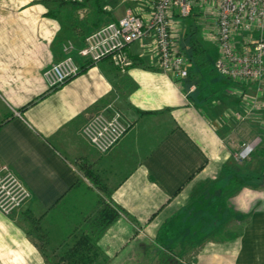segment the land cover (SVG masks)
<instances>
[{"label": "crops", "instance_id": "crops-1", "mask_svg": "<svg viewBox=\"0 0 264 264\" xmlns=\"http://www.w3.org/2000/svg\"><path fill=\"white\" fill-rule=\"evenodd\" d=\"M131 1L0 0V164L29 192L20 210L0 211V264H264L262 114L251 126L258 143L238 158L243 134L219 103L203 105L195 93L191 102L185 80L159 70L137 43L123 74L74 52L79 73L49 86L44 73L63 47L79 48ZM111 102L132 126L101 155L76 131ZM65 155H78L84 172ZM117 164L105 196L86 173L109 181ZM104 206L117 216L102 228Z\"/></svg>", "mask_w": 264, "mask_h": 264}, {"label": "built area", "instance_id": "built-area-1", "mask_svg": "<svg viewBox=\"0 0 264 264\" xmlns=\"http://www.w3.org/2000/svg\"><path fill=\"white\" fill-rule=\"evenodd\" d=\"M145 5L128 8L116 20L91 31L83 45L75 49L71 42L64 47V57L45 71L49 86L55 87L81 70L74 59L87 57L89 63L108 59L120 71L132 65L129 49L139 44L153 57L156 67L181 83L188 75V59L180 45L184 19L191 13L202 37L214 43L216 72L236 83L255 84L258 92L264 84V0H142ZM194 86L190 87L193 90ZM245 99L241 93L240 97ZM18 114V112H16ZM236 120L243 118L233 113ZM130 121L111 104L91 113L82 127L84 137L99 153L110 150L130 129ZM18 197L0 211L9 214L29 197V192L15 177Z\"/></svg>", "mask_w": 264, "mask_h": 264}, {"label": "rangeland", "instance_id": "rangeland-1", "mask_svg": "<svg viewBox=\"0 0 264 264\" xmlns=\"http://www.w3.org/2000/svg\"><path fill=\"white\" fill-rule=\"evenodd\" d=\"M130 3L131 4L129 6H131L133 8H136V5H139V6L145 5L144 2H142V0H134L133 1V4H132V1ZM185 20L186 19H184V21ZM183 27H184V24H183ZM199 32H200L199 37H200V35L202 37L203 30L201 28L199 29ZM89 33H87L84 36L83 40L85 39V37ZM202 39H203L202 40L203 47L207 48L206 55H207V59H208L209 63H206L205 62L201 66V64H193L192 65L191 61H189L188 62L189 63L188 64V69H190V71L192 73V77H191L192 79H190V77H189V80L188 81L185 80V82H186L185 83V86H184L185 89L183 87L182 88L186 92V95H188V97H189V99H190L191 102H192V100H194V98H193L194 95L193 94L195 93V94H200L201 95L202 99L205 102V103L203 102V105H205L206 103L213 104L214 101H216L215 103H217V104L219 103L217 107L219 109H222L221 118H225L224 120H227L228 121V125L230 124L231 130L237 129L239 131V135H242L243 134V136H244V137L241 136V138L239 139L240 141H243L244 144H242V147L240 148L237 157L240 158V159H243V160L244 159L247 160L248 155L250 154V152H252V150L255 147V142L258 143V141H256V137L251 134V126L254 125L253 119H254V117L258 113L259 114H262L264 116V84L262 85V91L261 92H258L257 85H255V84H243V83L240 84V83H236L235 82L236 84H238V86L237 85H232V87L233 86H237L236 88L238 90L237 92H238V97L239 98L237 100L236 96L230 95L229 93L231 92L230 91L231 89L228 87L229 84H231L228 81L230 79L227 80L223 76H220V74H218L216 72V70L213 68V62H214L215 58L217 57V51L215 52V45H214L213 42H211L209 40H204L203 37H202ZM82 45H80V47ZM139 47H140V45H139ZM76 49H78V48H76ZM140 49H141V47H140ZM73 52H75V51H73ZM64 56L65 55H63L62 57H64ZM73 56H74V54H73ZM62 57H60L59 59L55 60L54 62L59 61L60 59H62ZM74 59H75V57H74ZM138 60L144 61L143 58L142 59H138ZM194 62L195 63H198V60L197 59H194ZM132 63H133V61H132ZM113 67L120 74H123V72H125V71H120L114 65H113ZM128 85L129 84H127V83L123 85L124 86V88H123L124 91H122V92H120V91L116 92V94H118V96H119L118 97V100H117L118 101L117 102L118 104L119 103H121V105L123 104L125 90L128 88ZM192 86H194V88H193V90H190V87H192ZM241 93L243 95H245V99H242V96L240 97ZM234 99L237 101L238 105H236V106L235 105L234 106L229 105L228 106L226 104L230 100H234ZM225 100H226V102H225ZM109 104H111L114 108H116L113 102H111ZM106 105H108V104L106 103ZM102 108H104V106ZM98 109H101V108H97L95 111H97ZM234 112L235 113H239L241 116H243V118H241L240 120L234 119L232 117V114ZM89 115H87V117ZM86 121H87V118L78 127V129L76 131V136H78L79 140H81L82 142L85 143V145H86L87 148L88 147L89 148H93L89 144V142L87 141V139L84 137L83 132H82V127H83V125H84V123ZM131 126L132 125H130V128H131ZM261 129H264V127L261 128ZM249 146H250L251 149L247 150L246 148H248ZM87 148H86V150L88 151ZM107 152H105V153H99L98 152V153L102 155V154H106ZM137 155L138 154L136 153V156ZM65 156L67 157L69 163L73 166V168L77 172H81V171L84 172V163L79 159V156L78 155L77 156H74V155H65ZM136 156H135V154H133L132 158L134 157V159H135ZM130 157H131V155H129V157H128V161L129 162L132 161V158H130ZM123 162H124V160H123ZM115 166L112 167V169H110L111 171L109 170L110 173H106V176H107L106 178H110L109 181H102L101 180V177H100V174H98L99 175V184H96L94 181H92L89 178V180H91L90 182L95 187L99 188L100 191L105 196H107V192L112 188V186L114 184H116L117 181H114V180H116L117 178H119V175L118 174H121V172H122L123 164H119V165L117 164ZM93 169H95V168H93ZM114 174H115V176H113ZM86 176H87V173H86ZM112 176H113V178H112ZM15 177L16 176L13 174V172L11 170H9L7 167H5V166H3V165L0 164V200H2L4 203H6L10 197H18V195H19L18 194V187L15 185V182L12 183V181H13V179H15ZM101 185L104 186V189H106V191H104L100 187ZM27 199L28 198H26L25 200H23L20 203V205L18 207L14 208L12 211H10L9 214L13 213L14 211L20 210L22 207H24V204H26L25 201H27Z\"/></svg>", "mask_w": 264, "mask_h": 264}, {"label": "trees", "instance_id": "trees-1", "mask_svg": "<svg viewBox=\"0 0 264 264\" xmlns=\"http://www.w3.org/2000/svg\"><path fill=\"white\" fill-rule=\"evenodd\" d=\"M97 28V27H96ZM199 27L196 25V20L194 18V15L191 13L188 17H186V20L184 21V27L181 33L180 38V45L181 49L187 56L188 62L191 61L193 64H201V66L206 62L209 63L207 59V48L203 47L202 43V37L200 35L199 37ZM216 52V48H215ZM194 59L198 60V63L194 62ZM197 66V65H196ZM192 79V73L190 69H188V75L185 80ZM226 78V77H224ZM228 79V78H226ZM264 156V155H263ZM87 176H89L91 179L93 178V175L90 172H87ZM263 179H264V173H263ZM94 181V178L92 179ZM96 184H99V181H94ZM104 191V186H100ZM109 191L107 192L108 195ZM109 213V214H108ZM108 215L106 221L103 223L102 228H105L107 224H109L111 221L115 219L117 216V213L113 212L111 209H108V207L104 206L102 208V215Z\"/></svg>", "mask_w": 264, "mask_h": 264}, {"label": "bare ground", "instance_id": "bare-ground-1", "mask_svg": "<svg viewBox=\"0 0 264 264\" xmlns=\"http://www.w3.org/2000/svg\"><path fill=\"white\" fill-rule=\"evenodd\" d=\"M248 150V148H246Z\"/></svg>", "mask_w": 264, "mask_h": 264}]
</instances>
